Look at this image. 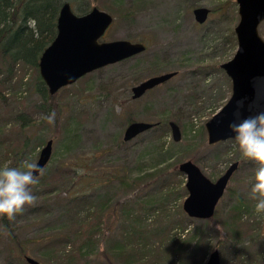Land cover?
<instances>
[{
  "label": "rangeland",
  "instance_id": "rangeland-1",
  "mask_svg": "<svg viewBox=\"0 0 264 264\" xmlns=\"http://www.w3.org/2000/svg\"><path fill=\"white\" fill-rule=\"evenodd\" d=\"M74 2L69 6L75 15L78 13L76 6L81 2L88 10L95 7L113 18L98 42L124 40L140 43L145 46V51L90 72L74 84L60 89L52 96L53 109L48 112H56L55 125L47 124L44 117L48 114H44V111L34 110L38 102L34 93V72L26 70L23 73V70L16 69L7 77L0 78L3 79L0 81V141L4 148H11V143L15 144L16 114L22 111L24 120L32 124L25 130V136L30 138L25 154H21L17 162L0 160V168L5 164L17 166L25 159L35 162L39 150L46 142L52 141L50 159L42 169L39 184L33 189L38 197L37 205L26 208L22 215L10 221L14 230V243L0 229V264H7V247L10 249V246L14 255H18L19 248H22L26 256L38 264H67L61 253L47 249V242L71 229L70 226L61 230L64 222L62 202L67 195L73 197L86 194L92 198L95 206L99 202L107 204L104 221L111 217L108 223L110 229L106 234L107 239L101 245L107 249L108 244L118 239L120 210L124 212L135 209L141 197H158L157 188L162 182H166L171 165L186 161L182 157L193 158L191 163L214 182L234 163L230 159L235 158L239 150L238 146L229 143L230 140L208 145L204 129L205 122L212 117V113L214 115L223 107L231 93V89L227 87L229 79L220 67L215 68L213 65L219 63L220 66L230 61L236 50L226 42L238 23L235 0ZM197 7H202L209 13L203 24H196L194 21L192 11ZM257 33L264 42V20ZM167 73L175 75L130 102L132 87L145 79ZM134 79L138 83L133 85ZM125 110L134 122H147L158 117L173 122L178 126L180 140L173 142L170 132L159 140L157 134L149 130L119 144L118 140L123 139L126 127L123 115ZM184 138L191 143L192 148L186 146ZM38 142L42 145L38 146ZM229 148L231 153H227ZM194 153L195 157L192 156ZM248 164L255 163L247 161V167L243 171H235L227 187L252 199L251 178L246 180V177L253 170ZM121 169L124 170L123 173ZM117 175H125L138 182L125 190L119 186ZM180 176L176 181H171L174 192L158 198V202H162L170 214L180 209L183 203L184 198L176 199L181 195V179L185 183L184 176ZM232 205L227 196L223 195L215 208L216 224L189 219L184 213L183 222L190 225L187 228V234L191 232L189 240L193 236L197 237L207 248V257L202 264L212 251L219 254L220 264H238L240 251L252 254L253 245L247 242L250 240L245 233L243 240L247 248L240 246L239 249L238 246L232 250L230 242L225 241L217 248L218 238L222 236L221 228L224 223L228 224V211ZM257 219L259 234L264 236V216H257ZM164 221L163 217L162 222L154 227L158 237H163L166 233ZM145 224L150 227L153 225L149 221ZM174 233L178 234L177 231ZM157 243L152 239L147 244L148 247L138 253L144 255L146 250L150 253L152 248L158 247ZM51 246L55 250V243ZM133 247L140 249L139 246ZM94 248L91 247L90 253L93 254L87 256L86 264H107L102 256L96 255L97 249ZM109 261L110 264H121L112 257ZM157 261H160L159 257L146 258L142 264H163L162 260ZM164 264L183 262L177 260Z\"/></svg>",
  "mask_w": 264,
  "mask_h": 264
},
{
  "label": "trees",
  "instance_id": "trees-1",
  "mask_svg": "<svg viewBox=\"0 0 264 264\" xmlns=\"http://www.w3.org/2000/svg\"><path fill=\"white\" fill-rule=\"evenodd\" d=\"M71 2L75 3L74 0H0V78L7 77L16 69L23 70V73L26 70L34 72L36 75L34 79V93L38 97L34 110L44 111V114H48L53 109L54 98L52 97L53 95L48 94L47 88L43 85L37 73V62L42 52L55 37L56 18L61 9L60 7L65 3L70 5ZM77 5V14L84 15L89 11L81 2ZM30 21L34 22V26H30ZM230 34L226 42L235 49L237 45L232 30ZM218 64L214 63L213 66L219 68ZM137 83V79H134L132 84ZM227 87L230 89L229 82H227ZM132 101L131 99L130 102ZM123 115L125 126L134 122L127 110L124 111ZM15 122V144L11 143V148H4L3 143L0 141V160L17 162L19 156L21 154L24 155L28 147L30 138L29 136H25V130L32 124H28L27 120H24L22 111L16 114ZM169 122L167 119L158 117L156 119H149L145 123L153 125L149 130L157 134L160 140V138H163L170 132ZM185 141L187 143L186 146L192 148L191 143L188 140ZM9 142L12 141L9 140ZM160 142L161 146L162 142ZM118 143L123 144L124 142L123 140H118ZM229 143L237 146L234 141H229ZM203 144L205 145L206 143ZM37 145L40 146L42 143L38 142ZM229 149L227 153H231L232 150L231 148ZM195 154L192 156L195 157ZM182 159L190 162L194 160L188 157H182ZM230 160L238 163L236 172L243 171L247 167L246 161L241 158L239 150L235 158ZM180 163L176 162L171 165V172H168L166 182H162L157 188L158 197H141L139 198V204L135 205V209H128L124 212L120 210L121 226L117 234L118 239L113 241L112 244H108L106 246L107 249L101 246L107 239L106 234L110 229L108 223L111 217H108L104 221V212L107 204L99 202L95 206L92 204V198L86 194L73 197H68L67 195V198L62 202V217L64 218V222L63 229L61 230L64 231L70 226L71 229L65 231L64 235L61 234L53 237V240L47 242V249L51 252L61 253V257L67 261V264H74L76 261L78 264H86L87 256L93 254L92 252L90 253L91 247L97 249L96 255L102 256L107 264H110L109 258L111 257L121 264H142L146 258L157 259L158 257L160 261H163V264L165 262L173 263L177 260L183 262V264H202L205 257H207V248L197 237L193 236L189 240L191 232L187 234L189 232L187 228L190 225L188 226L187 223L183 222L184 213L181 211V208L170 214V212L166 211L165 205L162 202H158L159 197H165L171 191L174 192L173 187L171 188V181H176L177 178L181 177L176 167ZM250 163L253 164L255 162L250 161ZM248 167L253 172L250 175L248 174L246 180L251 178L252 184L258 165L256 163L254 165L248 164ZM121 170V173H123L124 170ZM117 182L119 186L127 190L129 187H134L138 181L129 179L125 175H117ZM183 184V179H181L179 186L181 187V195L176 197L178 200L186 196ZM224 196H227V199L233 205L228 211V224L224 223L221 228L220 234L222 236L218 238L217 248L221 247V244H224L223 241L225 243L230 242V249L232 250L237 249L238 246L239 249L241 248L240 246L247 248L243 240V233H245L250 240L247 242L253 245V251L252 254H247L239 250L241 254L238 251L240 254L237 258L238 264H264V236L259 234L260 226L257 224V216H260L254 211L256 201L248 199L242 192H235L228 187ZM141 204L144 205L142 206ZM163 217L166 223V233L163 237L160 235L158 237L155 234L154 227L162 222ZM215 218L216 212L211 219L206 221L214 224ZM148 221L152 222L153 225L151 227L145 224ZM0 227L1 231L5 232L9 237L8 239L13 242L14 230H12L10 221L6 216H0ZM174 231H177L178 234H175ZM171 233H174V235L171 236ZM152 239L158 242V247L152 248L150 253L146 250L143 253L144 255L139 254L138 251L147 248V244L151 243ZM53 243H55V250H52L51 245ZM133 246H139L140 249H135ZM7 249L9 252V259H6L7 264H27L25 262L27 256L22 248H19L18 255L13 254L12 246H10V249L7 247Z\"/></svg>",
  "mask_w": 264,
  "mask_h": 264
},
{
  "label": "water",
  "instance_id": "water-1",
  "mask_svg": "<svg viewBox=\"0 0 264 264\" xmlns=\"http://www.w3.org/2000/svg\"><path fill=\"white\" fill-rule=\"evenodd\" d=\"M237 5L238 23L233 29L236 50L232 59L219 67L230 81V97L221 109L205 122L206 142L213 146L225 141H234V134L228 124L234 119L236 102L247 98L245 108L241 109V118L254 114L247 110V104L252 101L253 82L264 85V42L257 29L264 20V0H235ZM56 21V34L51 43L42 52L37 62L38 75L47 88L49 95L56 94L90 72L109 66L122 60L144 53L145 46L128 41L98 42L110 26L113 18L105 12L93 7L84 15H75L68 3L63 4ZM196 24H203L208 17V11L197 7L192 11ZM175 73L156 76L131 88V99L134 101L146 94V91L167 82ZM225 105H227L225 107ZM170 135L173 142L180 140L176 124L169 122ZM153 127L150 123L132 122L126 125L123 132V142L126 143L137 135L147 132ZM52 141L49 140L39 150L35 163L43 169L51 156ZM238 168V163H232L214 182L209 180L201 170L190 161H184L177 166L180 175L184 176V190L181 211L192 220L206 221L215 214V208L227 190L232 175ZM39 175V173H37ZM204 264H220L216 251L208 254ZM27 264H38L33 259L25 258Z\"/></svg>",
  "mask_w": 264,
  "mask_h": 264
},
{
  "label": "clouds",
  "instance_id": "clouds-1",
  "mask_svg": "<svg viewBox=\"0 0 264 264\" xmlns=\"http://www.w3.org/2000/svg\"><path fill=\"white\" fill-rule=\"evenodd\" d=\"M29 23L30 26H34V22ZM252 87L254 96L247 104V110L254 114L241 118V109L245 108L247 98L238 100L233 113L234 119L228 127L234 134L241 158L246 162L254 161L258 165L250 197L256 201L255 213L264 216V85L254 81ZM44 119L47 124L55 125L56 112L53 110ZM42 175L43 170L28 159L21 161L17 166L5 164L0 168V216H6L9 221H14L18 215L26 211V208L35 207L38 197L33 189L39 184Z\"/></svg>",
  "mask_w": 264,
  "mask_h": 264
},
{
  "label": "flooded vegetation",
  "instance_id": "flooded-vegetation-1",
  "mask_svg": "<svg viewBox=\"0 0 264 264\" xmlns=\"http://www.w3.org/2000/svg\"><path fill=\"white\" fill-rule=\"evenodd\" d=\"M141 83V82H140ZM139 84V83H138Z\"/></svg>",
  "mask_w": 264,
  "mask_h": 264
}]
</instances>
